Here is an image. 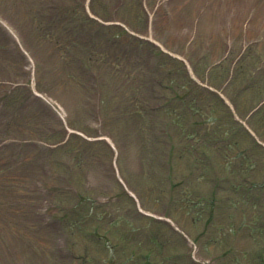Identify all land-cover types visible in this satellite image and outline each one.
Listing matches in <instances>:
<instances>
[{
	"label": "rangeland",
	"instance_id": "1",
	"mask_svg": "<svg viewBox=\"0 0 264 264\" xmlns=\"http://www.w3.org/2000/svg\"><path fill=\"white\" fill-rule=\"evenodd\" d=\"M107 1L91 7L90 0H0V22L27 58L16 53L7 68L0 50L1 89L14 92L7 100L13 141L25 142L20 166L30 176L8 183L15 195L1 196L0 264H80L65 246L88 251L87 264H141L150 246L153 264H192L194 257L262 264L264 0H152L148 29L135 0L118 8ZM168 48L185 50L198 79L225 93L256 143L236 131L217 100L192 89ZM250 75L252 88H238ZM158 79L176 86L171 104L166 97L175 91L157 86ZM106 137L125 149L118 174L154 216L142 215L123 190ZM40 138L46 143L35 146ZM213 186L217 199L208 198ZM50 200L59 202L51 212L62 221L42 219Z\"/></svg>",
	"mask_w": 264,
	"mask_h": 264
},
{
	"label": "trees",
	"instance_id": "2",
	"mask_svg": "<svg viewBox=\"0 0 264 264\" xmlns=\"http://www.w3.org/2000/svg\"><path fill=\"white\" fill-rule=\"evenodd\" d=\"M3 110L4 108L0 110V144H3L0 146V200L1 196L15 195L14 191H9L12 190L7 186L9 182L17 184L30 177L20 166L27 158L25 146L10 147V144L5 142L14 129L3 116Z\"/></svg>",
	"mask_w": 264,
	"mask_h": 264
}]
</instances>
